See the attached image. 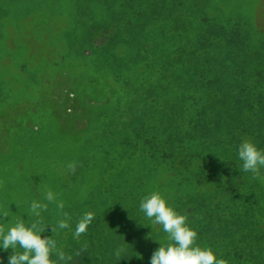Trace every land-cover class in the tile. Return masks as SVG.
<instances>
[{
  "label": "rangeland",
  "instance_id": "1",
  "mask_svg": "<svg viewBox=\"0 0 264 264\" xmlns=\"http://www.w3.org/2000/svg\"><path fill=\"white\" fill-rule=\"evenodd\" d=\"M244 139L264 150V0H0V223L29 225L39 200L73 264H150L169 241L139 204L159 192L199 246L264 264ZM49 190L70 217L55 233Z\"/></svg>",
  "mask_w": 264,
  "mask_h": 264
},
{
  "label": "clouds",
  "instance_id": "2",
  "mask_svg": "<svg viewBox=\"0 0 264 264\" xmlns=\"http://www.w3.org/2000/svg\"><path fill=\"white\" fill-rule=\"evenodd\" d=\"M238 157L242 161V171L252 173V179L264 183V174L261 173V169L264 168V150L259 149L252 141L244 139L238 147ZM67 168L75 173L77 164L71 162ZM44 199L49 203L55 202L63 216L55 226L52 225V232L55 233L57 229H68L70 217L67 212L62 211L64 203L57 202L56 195L51 190L46 192ZM139 208L153 225L162 227L169 241L166 246L160 243V247L150 258V264H227V261L218 258L211 248L201 247L196 243L198 234L188 225L187 215L178 214L161 193L152 192L142 198ZM47 209L48 203L34 200L30 204L31 214L37 217L34 222L26 225L24 219L17 218L10 225L0 223V247L5 251L10 248L13 250L8 257V264H57V261L51 258L53 254L61 264H73V256L59 248L55 239L41 235L46 230L40 218L41 212ZM7 217V212H0V221ZM94 218L93 212L84 213L76 224L73 233L75 239L86 233ZM86 250L85 244L76 252V257L81 256ZM122 252L124 248L120 246L115 255L120 257Z\"/></svg>",
  "mask_w": 264,
  "mask_h": 264
},
{
  "label": "trees",
  "instance_id": "3",
  "mask_svg": "<svg viewBox=\"0 0 264 264\" xmlns=\"http://www.w3.org/2000/svg\"><path fill=\"white\" fill-rule=\"evenodd\" d=\"M148 100H149V99H148ZM149 103L152 104V100H149ZM242 122H243V121H242ZM248 125H251V123L248 122ZM78 250H79V249H77V251H78ZM77 251H76V252H77Z\"/></svg>",
  "mask_w": 264,
  "mask_h": 264
}]
</instances>
